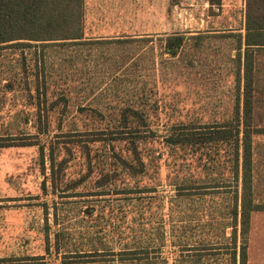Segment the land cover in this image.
Listing matches in <instances>:
<instances>
[{
	"label": "rangeland",
	"instance_id": "rangeland-1",
	"mask_svg": "<svg viewBox=\"0 0 264 264\" xmlns=\"http://www.w3.org/2000/svg\"><path fill=\"white\" fill-rule=\"evenodd\" d=\"M260 6L259 0H178L171 5L170 0H84L85 36L134 40L43 47L45 93L34 86V47L0 48V136L32 142L0 147V264H65L69 258L63 254L88 249L96 233L109 244L108 207H118L120 194L79 195L100 189L94 186L95 179L103 173L99 167L87 172L85 153L79 151L73 152L75 158L57 178L56 188L52 187L48 142L71 139L73 132L97 123L90 111L80 110L89 105L105 112L129 101L145 105L147 115L159 124L152 128L158 135L166 132L169 123L226 120L233 102L235 56L244 47L248 13L262 11ZM174 32L183 33L185 42L176 56H169L162 53L161 38ZM260 54L257 86L264 111V48ZM256 140L255 198L264 200V134ZM39 145L43 146V166ZM96 148L94 144L89 157L100 163L104 157ZM185 169L190 172L189 167ZM82 176L85 179L77 184ZM65 185L71 188L63 190ZM110 187L106 183L102 188ZM157 193L172 194L173 190L163 183ZM186 203L183 200L171 212V218L182 214L188 218L186 233L176 225L169 231L168 214L160 211L163 203L154 216L145 213L153 230L141 239L161 246L160 256L148 264H164V257L167 264H228L223 248L222 253L209 252L197 263H193V249L180 253L185 243L223 247L231 233L227 227L223 237L221 227L203 221L200 213L207 202ZM208 204L209 209L217 205ZM61 229L68 236L60 240L56 252L54 232ZM246 239L247 264H264V211L251 215Z\"/></svg>",
	"mask_w": 264,
	"mask_h": 264
},
{
	"label": "trees",
	"instance_id": "trees-1",
	"mask_svg": "<svg viewBox=\"0 0 264 264\" xmlns=\"http://www.w3.org/2000/svg\"><path fill=\"white\" fill-rule=\"evenodd\" d=\"M176 2L178 0H170V5ZM259 3L263 10L258 8L252 16L248 13L246 32L241 41L244 47L235 56L233 102L230 117L226 120L169 123L166 132L158 135L152 128L159 124L147 115L145 105L129 101L106 112L89 105L80 110L90 111L97 123L89 129L73 132L71 139L48 142L52 187L56 188L57 178L75 158L73 152L79 151L85 153L83 162L87 172L93 167H99L103 172L95 179L94 186L100 189L83 191L79 195L120 194L117 200L121 202L116 208L108 207L106 221L109 222L108 234L112 241L108 244L110 240L104 242L96 233L88 249L63 254V258H69L63 263L119 261L148 264L160 256L161 246L141 239L142 235H150L153 230L146 222L145 213L153 215L163 203L160 211L168 214L169 231H173L176 225L186 233L188 218L185 214L171 218V212L178 209L183 200L185 203L203 200L207 202L200 213L205 217L203 221L221 227L223 237L225 229L230 227L229 242L223 247L201 241L194 246L185 243L180 245V253L193 249V263H197L209 252L222 253L219 249L223 248V252L229 255L228 264H247L246 238L251 215L255 211H264V200L255 198L254 185L256 137L264 134V111L260 110L257 86L258 57L264 48V0ZM83 16L84 0H0V48L23 51L34 47V86L37 92L42 90L45 93L43 47L119 44L134 40L85 36ZM161 40L162 53L176 56L184 45L185 35L174 32ZM55 103L53 101L52 105ZM105 113L108 115L106 120ZM27 144L32 142L23 137L0 136V147ZM94 144L104 157L100 163L89 157ZM38 147L43 166V146ZM183 166L189 167L190 172ZM84 179L82 176L77 184ZM106 183L112 186L107 191L102 188ZM163 183L172 188V194L157 195V188ZM63 188L71 187L65 185ZM208 203L217 205H211L213 208L209 209L206 207ZM67 236L68 232L62 229L54 232L56 252H59L60 240ZM45 249L49 250L47 234ZM34 258L37 257H31ZM163 260L164 264L168 263L166 257Z\"/></svg>",
	"mask_w": 264,
	"mask_h": 264
},
{
	"label": "crops",
	"instance_id": "crops-1",
	"mask_svg": "<svg viewBox=\"0 0 264 264\" xmlns=\"http://www.w3.org/2000/svg\"><path fill=\"white\" fill-rule=\"evenodd\" d=\"M260 55H261V54H260ZM260 55H259V56H260ZM258 60H259V57H258ZM0 260H2V259H0Z\"/></svg>",
	"mask_w": 264,
	"mask_h": 264
}]
</instances>
